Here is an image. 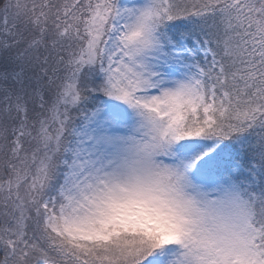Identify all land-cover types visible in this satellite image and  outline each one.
Segmentation results:
<instances>
[{"label": "snow or ice", "instance_id": "6c2138e0", "mask_svg": "<svg viewBox=\"0 0 264 264\" xmlns=\"http://www.w3.org/2000/svg\"><path fill=\"white\" fill-rule=\"evenodd\" d=\"M0 264H264V0H0Z\"/></svg>", "mask_w": 264, "mask_h": 264}]
</instances>
